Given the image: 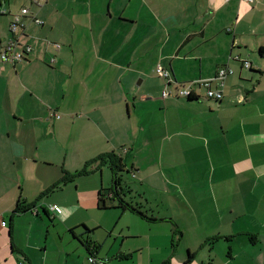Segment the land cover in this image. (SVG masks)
<instances>
[{
	"label": "crops",
	"instance_id": "0c3cea01",
	"mask_svg": "<svg viewBox=\"0 0 264 264\" xmlns=\"http://www.w3.org/2000/svg\"><path fill=\"white\" fill-rule=\"evenodd\" d=\"M25 8L31 52L0 74V264H264V0H0V52ZM226 68L221 102L176 96ZM111 152L172 195L145 191L156 222L116 236L80 199L42 202Z\"/></svg>",
	"mask_w": 264,
	"mask_h": 264
},
{
	"label": "rangeland",
	"instance_id": "374dc122",
	"mask_svg": "<svg viewBox=\"0 0 264 264\" xmlns=\"http://www.w3.org/2000/svg\"><path fill=\"white\" fill-rule=\"evenodd\" d=\"M202 93L203 95H205L204 89H202ZM146 108L147 107H144L145 110ZM138 138L140 141L138 140L136 141L137 145L134 146L133 148L134 150L132 151V153L130 152L131 155L133 154L129 160L130 163L134 162L132 158H134L135 156H139L138 159H141L140 161L145 160V154L150 151L148 139L145 134V128L142 132L138 134ZM89 171L91 172L92 170L90 169ZM42 173H44V175L47 178H49V176L52 178H56L57 176H59L60 173H64V171L63 169H61V166L60 167L46 166L44 172ZM120 175L122 178V185L127 184V186L131 187L132 189L130 193L126 194L125 199L128 202L132 203L133 205L141 204L142 205L141 209L147 212L148 214H152V211L154 214H157L158 209H156L155 205L154 206L151 205V203L146 200L147 198L145 196V191L147 192V194H150L152 198L157 197L158 199L161 198L167 199L168 197L171 199L172 197V195L170 194L167 193L163 194L160 191L151 189L149 187L151 185H149L148 183L142 184L140 182V179L137 178V175L136 178H134L132 173H130L129 171L122 172ZM95 183H98L99 185H102L105 188H110L112 186L113 183L112 172L109 168V165L103 166L102 172L98 171V172H93V174L89 173L87 175L77 176L73 179V181H69L67 185L62 184L60 189H55L54 191L50 192L44 199H42V202H44V204L48 206L53 205L54 202H57L60 206H63V204L68 205L73 202H77V200L80 199L84 207L86 205H91L92 214L96 219H98L99 222L105 223L106 218H102V217H108V223H106V226L109 228H112L114 226L113 229L117 228V232H115L116 236H123L124 233H122V231L119 232V229H126L128 227L127 225L130 226L128 217L134 214H132V212L131 213L128 212L126 214L127 218H122L119 224L116 223L117 222L116 220L120 218V216L118 215L119 214L121 215L122 210L119 208L99 209L96 204L97 197L96 195H94V189H93L95 187ZM114 203L117 204L118 202L115 201ZM161 211L166 212L165 207H162ZM133 217L137 221H140L142 224L145 220L144 218L140 217L138 214H135ZM132 220H133V226L134 228H136L135 227L136 222L134 219ZM97 233H105L104 227L100 228L97 231ZM112 240L113 239H110L109 242H112Z\"/></svg>",
	"mask_w": 264,
	"mask_h": 264
},
{
	"label": "built area",
	"instance_id": "2783aa9c",
	"mask_svg": "<svg viewBox=\"0 0 264 264\" xmlns=\"http://www.w3.org/2000/svg\"><path fill=\"white\" fill-rule=\"evenodd\" d=\"M35 3H39L40 0H33ZM225 2L230 0H224ZM248 2H252V0H247ZM29 10L27 8L22 10L21 15H16L13 17V21L10 25L11 39L7 43V45L0 52V74L3 70V65L12 63L16 64L18 62L23 61V59L31 52V48L29 46H23L21 44V38L23 35V30L25 29L26 23L23 22V16H28ZM32 21L36 24L43 25V21L38 19L35 16L31 17ZM249 67V65H247ZM158 73L160 76L169 77L170 74L168 71L163 70L162 68H158ZM233 70L226 68L219 70L218 75L211 80L198 81L193 82L187 85H179L177 88L176 96L180 98H188L192 96H196L197 92L194 89L195 86H200L201 90L204 89L205 95L208 99L214 100H222L223 93L217 89H213V83L218 85H223V79L228 75H232ZM169 94L167 91H164L162 97L165 98ZM198 96V95H197ZM196 96V97H197ZM51 116H56V118H60L59 115L51 114ZM50 209L58 215L63 214V209L59 205H52ZM5 225V222L3 223ZM89 262L92 264H98L97 258L91 256L89 258Z\"/></svg>",
	"mask_w": 264,
	"mask_h": 264
},
{
	"label": "trees",
	"instance_id": "16d2710c",
	"mask_svg": "<svg viewBox=\"0 0 264 264\" xmlns=\"http://www.w3.org/2000/svg\"><path fill=\"white\" fill-rule=\"evenodd\" d=\"M191 83H193V82L180 84V85H187V84H191ZM194 89L196 90V92H197V90H201L200 86H195ZM196 96L183 98V99H186L189 103H191V102L196 101L199 98L198 96L197 97ZM210 100L216 101L218 103L221 102L220 100H214V99H210ZM122 149H124V148H122ZM97 160H99L101 162L100 163L101 166L109 165V168L112 172V180H113L112 186L110 188H105V187L101 186V188L97 192V201H96L97 207L99 209L119 208L123 212L124 211H130L134 214H138L140 217L144 218L149 223L156 222L158 219L155 217V214L153 213V211H152V214H148L147 212H145L141 209L142 208L141 204L133 205L132 203L128 202L125 199L126 194L130 193L132 191V189H131V187L127 186V184L122 185V178H121L120 174L122 172L129 171L130 173H132L133 177L136 176V171L134 169H132V167H128L127 161H125L123 158H121L115 152H111V153L102 155ZM95 161H91L90 163H88V165L93 164ZM131 165H132V162H131ZM86 173H87V171H86V169H84V170L76 172L74 176L77 177V176L84 175ZM70 178H71V176L65 177L63 179L62 183L69 181ZM56 187L58 188L59 185H56ZM115 201H117L118 203L115 204L114 203ZM145 202H147V201H145ZM16 211L17 212H22V211L27 212V211H31V208H30V206L25 207L22 205L21 202H19L17 205ZM74 238L77 239L76 236H74ZM127 257L129 258L130 256H122V258H124V259H127Z\"/></svg>",
	"mask_w": 264,
	"mask_h": 264
}]
</instances>
